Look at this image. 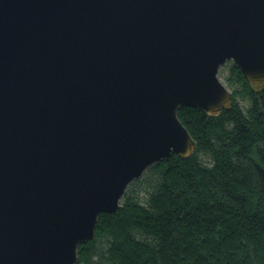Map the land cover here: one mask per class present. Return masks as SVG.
<instances>
[{
	"label": "water",
	"instance_id": "obj_1",
	"mask_svg": "<svg viewBox=\"0 0 264 264\" xmlns=\"http://www.w3.org/2000/svg\"><path fill=\"white\" fill-rule=\"evenodd\" d=\"M233 61L264 91V0H0V264H77L150 166L193 156Z\"/></svg>",
	"mask_w": 264,
	"mask_h": 264
},
{
	"label": "trees",
	"instance_id": "obj_2",
	"mask_svg": "<svg viewBox=\"0 0 264 264\" xmlns=\"http://www.w3.org/2000/svg\"><path fill=\"white\" fill-rule=\"evenodd\" d=\"M222 75L231 110L181 108L193 156L172 154L129 184L77 264H264V91L233 61Z\"/></svg>",
	"mask_w": 264,
	"mask_h": 264
},
{
	"label": "rangeland",
	"instance_id": "obj_3",
	"mask_svg": "<svg viewBox=\"0 0 264 264\" xmlns=\"http://www.w3.org/2000/svg\"><path fill=\"white\" fill-rule=\"evenodd\" d=\"M225 71H226V63L221 67L218 77L220 78L221 82H223L227 86L225 78L223 77V75L221 76L222 72L225 73ZM228 88L232 93V89L230 87H228Z\"/></svg>",
	"mask_w": 264,
	"mask_h": 264
}]
</instances>
